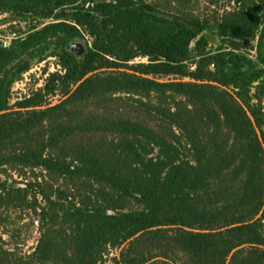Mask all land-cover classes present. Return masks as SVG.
Returning <instances> with one entry per match:
<instances>
[{"label":"trees","instance_id":"1","mask_svg":"<svg viewBox=\"0 0 264 264\" xmlns=\"http://www.w3.org/2000/svg\"><path fill=\"white\" fill-rule=\"evenodd\" d=\"M200 3L0 0V264H264V0Z\"/></svg>","mask_w":264,"mask_h":264},{"label":"rangeland","instance_id":"2","mask_svg":"<svg viewBox=\"0 0 264 264\" xmlns=\"http://www.w3.org/2000/svg\"><path fill=\"white\" fill-rule=\"evenodd\" d=\"M209 0H201L200 6L205 9ZM214 8V7H212ZM5 15H0V43L2 45H11L15 37H19L23 32L29 29L27 22L14 23L12 25L8 21H4ZM77 49L81 48V45L76 46ZM51 54V53H49ZM60 68V61L55 54L48 55L42 62L35 61L32 69L24 74L23 78L15 81L11 86V100L16 102L19 98L29 94L35 88L42 86L46 78V72L53 71ZM47 69V71H45ZM261 132V131H260Z\"/></svg>","mask_w":264,"mask_h":264},{"label":"water","instance_id":"3","mask_svg":"<svg viewBox=\"0 0 264 264\" xmlns=\"http://www.w3.org/2000/svg\"><path fill=\"white\" fill-rule=\"evenodd\" d=\"M203 34L206 36V38L208 39V41L211 45H218L219 35L217 33L206 30L203 32ZM247 110H248L249 114L253 117L252 112L248 107H247ZM259 133L261 135L260 130H259Z\"/></svg>","mask_w":264,"mask_h":264},{"label":"built area","instance_id":"4","mask_svg":"<svg viewBox=\"0 0 264 264\" xmlns=\"http://www.w3.org/2000/svg\"><path fill=\"white\" fill-rule=\"evenodd\" d=\"M4 46H7V44H4ZM214 65H212V67H213ZM190 67H191V70H194V69H196L197 68V64L196 63H191L190 64Z\"/></svg>","mask_w":264,"mask_h":264}]
</instances>
